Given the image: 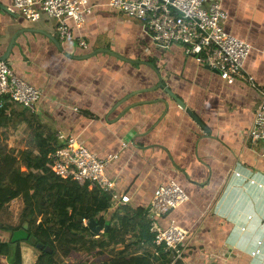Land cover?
Masks as SVG:
<instances>
[{
	"label": "crops",
	"instance_id": "0c3cea01",
	"mask_svg": "<svg viewBox=\"0 0 264 264\" xmlns=\"http://www.w3.org/2000/svg\"><path fill=\"white\" fill-rule=\"evenodd\" d=\"M89 3L83 25L61 40L53 20L31 22L0 0V58L42 91L35 112L25 108L41 131L73 135L98 158L115 155L104 173L129 200L104 213L107 220L115 214L121 239L105 253L142 250L134 242L142 230L137 210L146 211L158 187L175 180L188 200L157 224L174 220L186 231L182 264H264V151L245 141L256 89L241 78L227 83L179 44L156 47L140 21L108 0ZM221 3L224 30L251 45L245 73L264 87V0ZM10 235L0 229L1 240ZM24 242L21 264H33L38 252Z\"/></svg>",
	"mask_w": 264,
	"mask_h": 264
},
{
	"label": "built area",
	"instance_id": "2783aa9c",
	"mask_svg": "<svg viewBox=\"0 0 264 264\" xmlns=\"http://www.w3.org/2000/svg\"><path fill=\"white\" fill-rule=\"evenodd\" d=\"M10 1L9 9L31 22L38 21L42 16L53 20L57 37L61 40L71 37L72 28H80L85 16L93 10L89 0ZM108 5L128 19L140 21L156 47L165 49L179 44L185 54L217 72L227 83L241 78L255 88L259 99L252 124L245 132V141L261 143L264 151V87H260L244 71L243 65L251 45L224 30L227 13L222 8L221 0H108ZM76 39L82 47L87 46L79 36ZM4 97L15 105L35 112L42 91L24 81L0 58V107ZM55 137L57 146L47 155L54 175L80 185L88 183L91 187L99 188L110 195L111 206L129 200L127 194L115 191V181L104 173L106 165L115 155L98 158L73 135L60 132ZM187 200L184 189L175 180H169L158 187L145 213L149 232L155 235L152 244L163 248L168 264L182 260L186 231L174 220H170L166 227H160L157 219ZM82 221L86 225L87 220ZM154 254L158 253L154 251Z\"/></svg>",
	"mask_w": 264,
	"mask_h": 264
},
{
	"label": "trees",
	"instance_id": "16d2710c",
	"mask_svg": "<svg viewBox=\"0 0 264 264\" xmlns=\"http://www.w3.org/2000/svg\"><path fill=\"white\" fill-rule=\"evenodd\" d=\"M17 107L18 105L11 103L8 97L3 98V105L0 107V126L8 119L15 120L14 126L17 132L15 130L14 133H17L18 140L22 139V136L25 137L26 133H30L34 138L36 151L24 157L28 173L14 166H6L1 172L2 177L8 174L9 184L3 186L0 183V210L4 204L16 197H22L24 205L20 214V224L0 225V229L11 234L24 222L29 224L28 231L34 236L36 243L33 245L25 241L24 245L34 247L38 252L33 264H58V258L69 259L70 252L76 254L83 252L82 257L79 255L80 264L90 261L93 255L104 257L107 248L118 246L121 242L115 214L109 220L104 217V213L111 206L110 195L99 188L91 187L88 183L80 185L73 180L54 175L47 155L57 146L56 137L41 131L43 127L27 119L26 109L22 107L17 109ZM7 154L0 153L6 165L7 162L14 161V158ZM145 213L144 210H137L136 216L141 218L142 230L139 235L134 236V242L142 250H119L116 254L109 255L105 264H168L169 260L163 248L154 247L152 244L155 235L149 232ZM52 215L54 217L50 225L45 226L42 220L36 223L38 216ZM91 217L102 229L105 226L107 229L93 234L82 221ZM20 242L11 243L9 238L0 239V264H21ZM36 244L40 246L37 247ZM70 249L72 251H69ZM154 251L158 254H154ZM27 262L28 260L25 259L24 264ZM175 264L182 262L177 261Z\"/></svg>",
	"mask_w": 264,
	"mask_h": 264
},
{
	"label": "rangeland",
	"instance_id": "374dc122",
	"mask_svg": "<svg viewBox=\"0 0 264 264\" xmlns=\"http://www.w3.org/2000/svg\"><path fill=\"white\" fill-rule=\"evenodd\" d=\"M18 119V118H17ZM15 120L8 119L5 124H2L0 126V153L6 152L7 155H10L12 158H14L13 162H6L0 157V183L3 186H6L9 184V176L6 173L5 177H2V171L6 166H14L18 168L19 170H23L25 173H28V167L24 164V157L30 152L35 153L36 147L34 145V138L30 133H26L25 137L22 136V139L18 140V136L14 133L15 130L17 132L16 126H14ZM33 155V154H32ZM23 199L22 197H17L13 200H10L6 204H4L0 210V217L1 221H8L9 223H12L13 225L17 226L21 222V211L23 208ZM52 216L48 217H37L36 223H38L40 220L43 221V224L45 226L50 225L52 222ZM5 219V220H4ZM55 219V218H53ZM0 225L1 222H0ZM31 230L33 231L34 228L32 227ZM97 237V236H95ZM116 248V247H115ZM117 249V248H116ZM69 251H72L70 249ZM118 250H115L112 248L109 251V254H105L104 257H98L97 255H93L94 257L83 264H105L106 260L108 259L109 255H114L117 253ZM79 255L80 257L83 256V252H79V254H76L75 252H70L67 259V262L64 261L66 259H59L58 258V264H80L79 263ZM104 261V262H103Z\"/></svg>",
	"mask_w": 264,
	"mask_h": 264
},
{
	"label": "water",
	"instance_id": "95a60500",
	"mask_svg": "<svg viewBox=\"0 0 264 264\" xmlns=\"http://www.w3.org/2000/svg\"><path fill=\"white\" fill-rule=\"evenodd\" d=\"M56 43V42H55ZM4 60V59H3ZM166 91L168 92V94L175 99V101L186 110V112L195 120V122L202 128V129H206L204 124L198 119V117H196L188 108L185 107V104L183 103V101H181L179 98H177L171 91H169L168 89H166ZM86 226L89 228V230L93 233V234H98L102 231H105L107 229V226H105L103 229L97 225V222L94 218H89L86 221ZM28 227L29 224L27 222H24L20 228L14 230L9 238V241L11 243L14 242H18V241H28L31 244H35V238L33 235H30L29 231H28ZM37 247H39L40 245L36 244Z\"/></svg>",
	"mask_w": 264,
	"mask_h": 264
}]
</instances>
